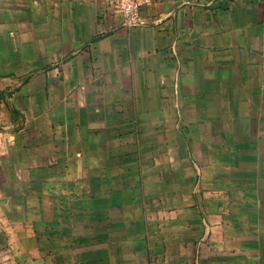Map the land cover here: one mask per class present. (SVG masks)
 Segmentation results:
<instances>
[{"label": "crops", "instance_id": "1", "mask_svg": "<svg viewBox=\"0 0 264 264\" xmlns=\"http://www.w3.org/2000/svg\"><path fill=\"white\" fill-rule=\"evenodd\" d=\"M112 2L0 0V252L40 255L27 219L80 200L144 220L149 264H264V0H148L132 27Z\"/></svg>", "mask_w": 264, "mask_h": 264}, {"label": "rangeland", "instance_id": "2", "mask_svg": "<svg viewBox=\"0 0 264 264\" xmlns=\"http://www.w3.org/2000/svg\"><path fill=\"white\" fill-rule=\"evenodd\" d=\"M176 167L179 172L176 170L175 177L171 179L177 183L179 173L183 179L185 177V162ZM119 179L128 181V177ZM160 181L159 175L150 179L146 172H139L137 202L142 204L151 197V203L157 206L161 197ZM74 196L79 198L80 193ZM81 204L77 200L70 214L59 211L58 216L62 219H27L31 230L37 231L40 239L43 237L40 241L42 247L39 246L41 254L17 258L1 250L0 264H149L146 243L142 238L146 226L144 220H137L135 224L134 219H119L109 205H106L105 219H82ZM71 216L72 219H67ZM3 230L0 225V232Z\"/></svg>", "mask_w": 264, "mask_h": 264}, {"label": "built area", "instance_id": "3", "mask_svg": "<svg viewBox=\"0 0 264 264\" xmlns=\"http://www.w3.org/2000/svg\"><path fill=\"white\" fill-rule=\"evenodd\" d=\"M147 4L148 0H113L112 2L115 11L121 15L126 27H132L138 23L137 10Z\"/></svg>", "mask_w": 264, "mask_h": 264}]
</instances>
